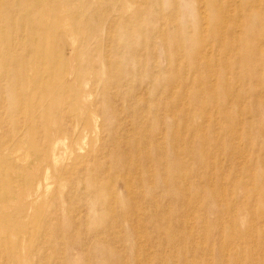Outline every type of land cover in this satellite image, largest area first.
Here are the masks:
<instances>
[{
  "label": "rangeland",
  "instance_id": "obj_1",
  "mask_svg": "<svg viewBox=\"0 0 264 264\" xmlns=\"http://www.w3.org/2000/svg\"><path fill=\"white\" fill-rule=\"evenodd\" d=\"M0 264H264V0H0Z\"/></svg>",
  "mask_w": 264,
  "mask_h": 264
}]
</instances>
